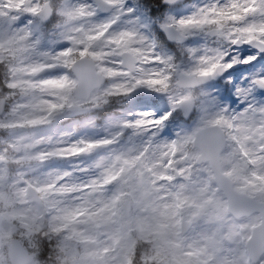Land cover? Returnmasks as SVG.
Returning <instances> with one entry per match:
<instances>
[{
  "label": "snow or ice",
  "instance_id": "obj_1",
  "mask_svg": "<svg viewBox=\"0 0 264 264\" xmlns=\"http://www.w3.org/2000/svg\"><path fill=\"white\" fill-rule=\"evenodd\" d=\"M0 264H264V0H0Z\"/></svg>",
  "mask_w": 264,
  "mask_h": 264
}]
</instances>
